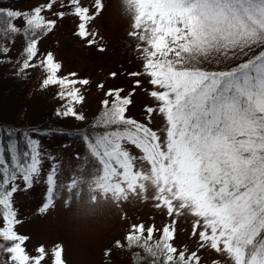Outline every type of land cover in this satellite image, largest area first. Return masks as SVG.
<instances>
[{"label": "snow or ice", "instance_id": "6c2138e0", "mask_svg": "<svg viewBox=\"0 0 264 264\" xmlns=\"http://www.w3.org/2000/svg\"><path fill=\"white\" fill-rule=\"evenodd\" d=\"M56 3L48 0L27 12L0 8V54L9 51L7 42L14 43L15 37L23 34L26 46L18 71L43 67L42 87L58 85V95L66 99L57 116L83 120L75 105L82 103L84 96L75 85H88L89 80L59 77L61 64L52 53L32 63L41 36L56 25V20L46 19L42 12L50 11ZM129 3L135 11L129 36L141 41L137 49L143 56L144 74L160 89L150 93L159 104L146 107L147 118L150 121L155 112L163 114L167 138L161 143L156 131L125 115L131 93L122 96L123 89H109L105 95L111 99L102 101L94 125L102 130L85 132L82 139L105 175L109 169L119 172L122 182H128L130 173L136 178L137 159L147 161L158 187L153 197L156 207L166 208L169 217L190 209L200 218L193 223L192 234H197L198 227L202 229L201 248L227 253L234 264H264V0ZM60 6L65 7L64 0ZM67 7L80 21L76 35L93 46L98 34L89 25L102 14L103 0H92L91 7L82 0H67ZM53 14L61 19L65 16L63 11ZM18 20L23 21V27ZM110 75L115 78L117 74ZM139 83L137 80L136 85ZM33 131L18 134L15 129H0V252L7 254V264H42L47 257L43 246L36 256H30L23 246L27 237L14 230L18 223L12 204L19 189L16 182L22 179L25 187H30L44 156ZM127 144L143 155L133 156ZM55 177L53 166L41 212L53 203ZM173 201H178V206ZM175 223L173 219L172 225L164 226L159 240L153 239L154 227L132 225L127 246L142 247L151 264H202L196 251L178 250L171 243ZM116 246L124 247L120 241ZM105 254L110 255L111 250ZM51 255L52 264H63L59 245Z\"/></svg>", "mask_w": 264, "mask_h": 264}, {"label": "rangeland", "instance_id": "374dc122", "mask_svg": "<svg viewBox=\"0 0 264 264\" xmlns=\"http://www.w3.org/2000/svg\"><path fill=\"white\" fill-rule=\"evenodd\" d=\"M48 0H0V8L27 12ZM61 8L60 0L53 8L42 12L46 19L56 20V25L38 43L36 64L47 53H52L55 62L61 64L57 75L71 79H88V85L79 87L84 96L76 111L84 117L57 116L63 110L66 99L58 93L60 86L42 87L46 76L43 67H33L18 71L23 60L26 39L23 34L15 37V42H7L9 51L0 54V123L39 126L49 121L57 131H78L97 123L102 111V101L109 89H123L122 96L129 93L131 104L125 115L147 124L157 132L161 143L167 138V121L163 114L155 112L148 120L146 107H158L159 102L150 93L158 91L144 74V60L137 45L138 38L129 36L133 31L135 11L129 0H103L104 10L90 22V30L98 34L96 43L88 46L86 40L76 35L79 19L67 7ZM91 7L92 0H82ZM65 12L61 19L53 13ZM23 27V21L18 20ZM104 50H98L100 47ZM146 46V45H142ZM235 66V63L232 64ZM76 73L73 77L69 74ZM111 73H116L115 78ZM131 73H140L132 76ZM139 80V86L136 81ZM103 87H98V85ZM71 87V86H70ZM43 160L39 174L34 176L30 187H25L22 179L12 197L13 208L18 223L14 225L17 234L27 237L24 242L30 256L37 255L41 246L47 254L42 262L52 264V249L62 248L63 264H151V259L142 247H128L126 236L132 225L143 224L154 227L153 239L159 240L165 225H172L175 219L174 239L171 241L178 250L196 251L202 264H234L227 253H217L210 247H200L201 228L194 236L193 223L200 219L190 209H182L180 215L169 217L166 208L156 207L153 197L158 187L151 165L143 160L135 161L136 178L130 173L128 182H122L119 172L104 169L97 157L89 152L82 135H46L39 138ZM126 147L133 156L143 154L131 144ZM56 167L55 198L47 211L39 209L46 202L48 175ZM134 169V170H135ZM131 185V187H130ZM177 204L178 201H173ZM3 219L0 217V227ZM120 241L124 247H117ZM106 250H111L106 255ZM0 264H7V254L0 252Z\"/></svg>", "mask_w": 264, "mask_h": 264}, {"label": "trees", "instance_id": "16d2710c", "mask_svg": "<svg viewBox=\"0 0 264 264\" xmlns=\"http://www.w3.org/2000/svg\"><path fill=\"white\" fill-rule=\"evenodd\" d=\"M59 11H63V10L60 9ZM75 19H78L75 15H74V17H71L72 21L75 20ZM18 124H19L18 122H15L14 125L0 123V129H3V130L15 129L18 134H20V133H22L24 131H27V130H34L33 131V138H36V139H39V138L44 137L46 135H50V136H52V135L53 136L54 135H64V136L69 135V136H72L73 135L74 136L75 134L82 135L85 132H91V131H94V130L98 132V131L102 130L100 127H96L94 129V125H96V124H94L92 126H87V127H84V128H82V129H80L78 131L76 130V131H72V132L57 131L52 125L49 124V121H47L46 123H43L42 125L33 126V127H29L28 125H23V124L18 125ZM37 132L47 133V134L37 135ZM42 264H45V263L42 262Z\"/></svg>", "mask_w": 264, "mask_h": 264}]
</instances>
